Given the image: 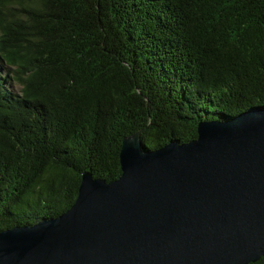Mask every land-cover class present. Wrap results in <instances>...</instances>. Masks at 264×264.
Here are the masks:
<instances>
[{
  "label": "trees",
  "instance_id": "16d2710c",
  "mask_svg": "<svg viewBox=\"0 0 264 264\" xmlns=\"http://www.w3.org/2000/svg\"><path fill=\"white\" fill-rule=\"evenodd\" d=\"M258 109L264 0H0V231L66 213L84 173L117 180L128 136Z\"/></svg>",
  "mask_w": 264,
  "mask_h": 264
},
{
  "label": "water",
  "instance_id": "95a60500",
  "mask_svg": "<svg viewBox=\"0 0 264 264\" xmlns=\"http://www.w3.org/2000/svg\"><path fill=\"white\" fill-rule=\"evenodd\" d=\"M123 140L121 176L84 173L74 205L0 231V264H251L264 258V110L202 122L152 150Z\"/></svg>",
  "mask_w": 264,
  "mask_h": 264
}]
</instances>
